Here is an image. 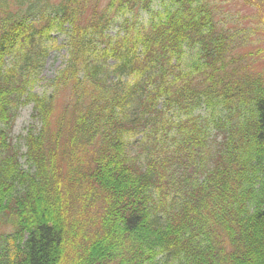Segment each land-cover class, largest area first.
<instances>
[{"label": "trees", "instance_id": "16d2710c", "mask_svg": "<svg viewBox=\"0 0 264 264\" xmlns=\"http://www.w3.org/2000/svg\"><path fill=\"white\" fill-rule=\"evenodd\" d=\"M240 1L253 13L0 0V264H264V70L247 50L264 0Z\"/></svg>", "mask_w": 264, "mask_h": 264}, {"label": "rangeland", "instance_id": "374dc122", "mask_svg": "<svg viewBox=\"0 0 264 264\" xmlns=\"http://www.w3.org/2000/svg\"><path fill=\"white\" fill-rule=\"evenodd\" d=\"M222 10V12L226 14H231L238 12L241 16L249 15L253 13V7L252 6H247L243 1L240 0H215ZM249 1V0H248ZM253 2H258V0H251ZM249 26L254 28L255 25L252 23H249ZM257 48H262L261 52L258 53L257 55H252V57H248V59H252L254 62V68L256 70H264V43L259 44L258 46L254 47L253 45H250L248 49L252 50L253 52ZM246 50V51H247ZM62 51L60 50L59 52H51L49 58L50 60L47 63V69L44 71V74H42V77L47 80L53 77V74L57 70V68L61 65V56ZM45 81H40L38 83L37 91L38 93H43L45 91ZM30 107V106H29ZM24 108L22 109L19 118L17 119L15 126H14V131L13 133L15 134H21L27 130L28 127L32 126V120L30 118V108Z\"/></svg>", "mask_w": 264, "mask_h": 264}]
</instances>
